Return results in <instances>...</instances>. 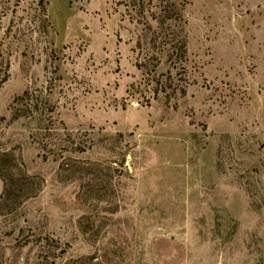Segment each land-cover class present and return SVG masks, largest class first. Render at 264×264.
<instances>
[{"label": "rangeland", "instance_id": "1", "mask_svg": "<svg viewBox=\"0 0 264 264\" xmlns=\"http://www.w3.org/2000/svg\"><path fill=\"white\" fill-rule=\"evenodd\" d=\"M0 264H264V0H0Z\"/></svg>", "mask_w": 264, "mask_h": 264}]
</instances>
